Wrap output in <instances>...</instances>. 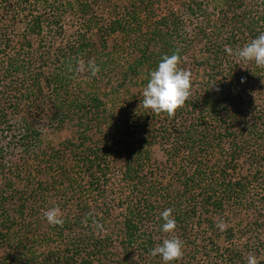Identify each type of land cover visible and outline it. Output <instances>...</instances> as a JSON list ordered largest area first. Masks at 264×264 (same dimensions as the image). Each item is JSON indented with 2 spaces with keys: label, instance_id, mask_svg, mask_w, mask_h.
Instances as JSON below:
<instances>
[{
  "label": "trees",
  "instance_id": "obj_1",
  "mask_svg": "<svg viewBox=\"0 0 264 264\" xmlns=\"http://www.w3.org/2000/svg\"><path fill=\"white\" fill-rule=\"evenodd\" d=\"M54 1L0 0V264H161L148 252L170 235L184 246L174 264H247L249 254L263 255L264 68L237 63L233 52L264 32V0L259 7L187 0L166 12L161 0ZM212 9L230 35L190 69L186 49L218 35ZM69 12L80 16L81 29L61 46L56 38H64ZM185 14L201 15L199 29H187ZM176 50L191 75L187 101L171 116L141 105L116 112L119 87L143 89L149 71ZM48 124H71L74 135L52 145L43 136ZM156 143L166 154L161 165ZM53 206L62 226L43 218ZM166 208L172 234L160 230ZM202 225L209 237L199 246Z\"/></svg>",
  "mask_w": 264,
  "mask_h": 264
},
{
  "label": "clouds",
  "instance_id": "obj_2",
  "mask_svg": "<svg viewBox=\"0 0 264 264\" xmlns=\"http://www.w3.org/2000/svg\"><path fill=\"white\" fill-rule=\"evenodd\" d=\"M227 51L232 52L231 49H227ZM233 54L241 62L251 61L256 66L264 68V32L236 49ZM179 62V50H176L171 55L163 56L156 67L149 71L139 105L145 109H150V114L166 113L171 116L187 101L190 95L191 75L189 71L178 66ZM98 70V66L89 61L88 71L90 74L95 75ZM241 82H243V78H241ZM171 213V208H166L160 212V230L162 233L172 234L175 231L176 222ZM42 215L50 226H62L64 223L57 206L43 210ZM96 227L100 229L102 226L97 224ZM216 227L223 230V222L218 223ZM148 254L153 257L158 256L161 264H174L183 256V242L178 237L170 235V238H164L162 242L149 249ZM247 264H258L256 256L249 254Z\"/></svg>",
  "mask_w": 264,
  "mask_h": 264
},
{
  "label": "rangeland",
  "instance_id": "obj_3",
  "mask_svg": "<svg viewBox=\"0 0 264 264\" xmlns=\"http://www.w3.org/2000/svg\"><path fill=\"white\" fill-rule=\"evenodd\" d=\"M12 1L17 2V0H12ZM120 1L121 0H112V4L117 5ZM186 1L187 0H161V2H159V11H161V12L165 11L166 12L167 9H169L170 7H178L180 5L183 6ZM54 2L56 5L55 7H62L63 3H64L63 0H55ZM248 2L254 3L255 6L259 7L261 0H248ZM215 10L216 9L211 10L212 16H211L210 20H211L212 24H210V25H211V28H213V26L216 28L215 30L218 32V35H217V37H212V35L209 34L208 36L202 37L201 40H196L195 43H193L188 49H186V51L183 54V61L187 64V66H189L190 69L192 66H194V69H199V67L197 66L199 61H201L204 57H207V55L210 53V51L215 49L214 46L216 44H218L219 42L223 41V40H221L222 38L225 39L226 36L230 35L229 34L230 30L228 29V26L225 27V26L221 25L218 11L217 10L215 11ZM63 15H64V17H63L62 22H63L64 28L66 31L65 36L63 39H62V36H60V35L57 36V38H56L58 40V43L61 44V46H64L68 43L75 41V36L77 35L78 31L81 29L80 28L81 20L79 19L80 16L77 15V13L72 14L71 12H69V13H64ZM184 18H185V23L187 25V29L191 32L192 31L194 32L197 29H199V26H201V24H202L201 15L188 17V14L187 15L185 14ZM223 43H224L223 45H225V47H226V42H223ZM109 44L111 45L112 41H110ZM237 60L238 59L235 58L234 61H236L238 63L239 60L238 61ZM78 65H79L80 69L82 68L81 66H83L82 62H79ZM194 73H195V76H200L201 78L203 76L206 77V72H204L203 70L200 72L195 70ZM86 76H87V74L85 73V71H81V72H79V75L77 77L78 78L77 82L82 83V87H85V85L83 83H84V78ZM107 78L108 77H105V81H106V84L108 85L109 82L107 81ZM112 81L114 83H119L118 79L113 78ZM119 89H120L119 93H120L121 97H119V99L116 102V108H115L116 110L115 111L116 112H118V111L119 112H126L127 110H129L132 107L138 108V106L140 104V98H141L140 91L142 89V85L140 83L135 82V83H132L128 88L120 86ZM46 93H48V91H46ZM28 108H29L28 106H25V110ZM19 117L20 116L17 114V115H15V118H11V119L15 120L17 118L19 119ZM16 126H17V128H19L21 125H16ZM245 126L246 125L243 126L240 124L236 125L237 129H239V130L242 129V127L244 129ZM73 127L74 126H72L70 124V125L63 126L61 128V130H58L55 128L54 125H50V124L44 125L43 126L44 139L46 141H48L49 143H51L52 145H58L64 139L73 137V135H74V128ZM3 141H7V139L4 137ZM8 153H10V152H7L6 154H8ZM152 153H153L154 160H156L157 163H159L161 165L165 162L166 154L163 151L162 146L159 143H156L153 146ZM119 155H120V153H115L113 156L115 158H113V159L120 161V159L118 158ZM28 165H29V167H28L29 170L31 168L34 169L33 168V165H34L33 161L30 162V164H28ZM168 175H170V174H168ZM22 177L23 176L19 175V177H18L19 180L17 182L21 183L22 180L24 179V177L23 178ZM115 179L117 180V178H115ZM168 179H170V177H168ZM3 181H4L3 177H2V175H0V186L3 184ZM261 188H262V186L259 185L258 189H261ZM250 191H254V188L251 187ZM60 213L62 214L61 210H60ZM244 225H245V222H244ZM204 226L205 225L198 226V228H199L198 233H199L200 239L197 240V242H199L198 243L199 246H204V245L208 244L209 234H208V230L206 228H204ZM53 227H55V226H53ZM139 235L142 236V232ZM247 239H249V238L247 237ZM218 241H219V243H222V245H225L223 242V239H219ZM241 242H246V241L241 239ZM52 246L55 249H57V246L55 245V241L52 242ZM45 250L46 249L42 248V247L40 249H38V251H41V252L45 251ZM200 251H201L200 253L198 252V255H199L198 258L201 259V258H204L203 256L205 253H203L204 251L202 249ZM217 257L220 259L219 254L217 255ZM257 260L259 262H263L264 261V254L258 255ZM95 264H97V263H95Z\"/></svg>",
  "mask_w": 264,
  "mask_h": 264
}]
</instances>
